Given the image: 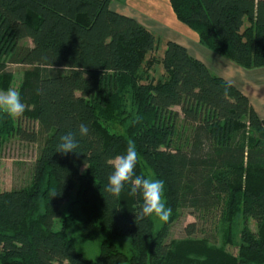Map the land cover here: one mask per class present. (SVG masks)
Returning <instances> with one entry per match:
<instances>
[{
	"label": "trees",
	"instance_id": "obj_1",
	"mask_svg": "<svg viewBox=\"0 0 264 264\" xmlns=\"http://www.w3.org/2000/svg\"><path fill=\"white\" fill-rule=\"evenodd\" d=\"M111 1L0 0V77L12 80V65L38 69L36 117L47 134L32 186L0 191V264H170L192 256L196 264H264V119L242 89L181 43H167L165 75L155 79L145 68L155 35ZM171 4L205 46L242 67H264V0ZM80 124L89 129L84 137ZM70 131L77 153H57ZM10 136L37 141V132L0 112V155ZM129 141L136 174L165 182L172 216L186 206L221 209L236 254L208 245L174 250L186 241L166 240L169 223L154 233L155 217H140L142 194L129 196L125 185L117 199L105 190L110 161ZM99 233L100 251L90 258L78 238ZM118 238L132 248L122 250Z\"/></svg>",
	"mask_w": 264,
	"mask_h": 264
},
{
	"label": "rangeland",
	"instance_id": "obj_2",
	"mask_svg": "<svg viewBox=\"0 0 264 264\" xmlns=\"http://www.w3.org/2000/svg\"><path fill=\"white\" fill-rule=\"evenodd\" d=\"M110 6L120 13L135 17L155 35L156 50L148 53L145 58L148 62L145 68L148 67V71L155 79L165 75L161 58L165 54L167 43L172 40L185 45L191 55L208 65L212 73L225 77L244 91H250L252 102L264 107L261 104L263 96L257 94L264 89V68L260 70L258 67H242L227 55L205 46L200 40L199 32L177 17L171 0H112ZM22 45H31V41L25 39L22 41ZM150 60L151 62H149ZM10 70L13 72V78L9 81H2L0 77V91L14 88L20 92L21 101L26 108L20 118L14 119L15 123L37 132V141L29 142L18 136H10L5 139L0 155V191L32 186L34 165L47 139V134L41 129L36 117V89L33 82L38 69H32L26 65H12ZM32 71L33 74H31ZM30 84H32L31 96L26 93ZM247 86L252 88H247ZM28 100L29 103H27ZM175 108L180 110V107ZM26 114H29L30 117ZM154 222L155 234L164 232L165 223H169L165 229L167 231L166 240L169 243L186 241L182 244L184 246L173 248L174 250H204V246L208 245L217 248L226 247L230 252L237 253L238 249L227 245L230 227L221 209L209 211L186 206L180 208L175 217L171 215L167 222L156 217ZM190 225H194L195 233L193 234H189L188 227ZM54 227L60 229L61 220H58ZM251 228L256 229L254 221H251ZM104 237L105 235L102 233L91 239L82 235L78 241L82 242L80 246L83 252L90 258H95L100 251V242ZM116 243L124 251L132 248V243L125 238H118ZM174 258L171 259L170 264H196L197 262L195 256L190 257L189 260Z\"/></svg>",
	"mask_w": 264,
	"mask_h": 264
},
{
	"label": "clouds",
	"instance_id": "obj_3",
	"mask_svg": "<svg viewBox=\"0 0 264 264\" xmlns=\"http://www.w3.org/2000/svg\"><path fill=\"white\" fill-rule=\"evenodd\" d=\"M25 104L21 101L20 92L17 89L9 88L6 91H0V112L5 113L9 118L18 119L25 112ZM89 129L85 124H80L78 135L84 137L88 134ZM77 133L68 132L59 138L56 148L57 153H77L79 147ZM138 162V151L133 141L128 142L126 153L117 155L110 161L113 168L112 173L108 176L106 191L112 196L119 199L125 185L129 186L128 195L136 196L142 194L143 205L140 211L141 218L156 217L161 221L167 222L171 215L172 209L167 206L164 197L165 182L162 179L145 177L136 174Z\"/></svg>",
	"mask_w": 264,
	"mask_h": 264
},
{
	"label": "crops",
	"instance_id": "obj_4",
	"mask_svg": "<svg viewBox=\"0 0 264 264\" xmlns=\"http://www.w3.org/2000/svg\"><path fill=\"white\" fill-rule=\"evenodd\" d=\"M261 68H264V67H258V69H260V70H261ZM222 77H223V76H222ZM224 78H225V77H224ZM227 80H228V79H227ZM229 81H230V80H229ZM247 88H252V87L247 86ZM263 88H264V86H263ZM240 89H241V88H240ZM243 91H244V90H243ZM244 93L249 97L250 102H251V104H252V107L255 109V111L258 113V115H259L262 119H264V107H260V106L254 104V103L252 102L250 91H247V90H246V91H244ZM257 94L263 96V99L261 100V104H262V106H264V89H262L260 92H257Z\"/></svg>",
	"mask_w": 264,
	"mask_h": 264
}]
</instances>
